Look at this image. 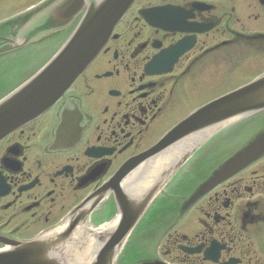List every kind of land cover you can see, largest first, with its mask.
Here are the masks:
<instances>
[{
    "label": "flooded vegetation",
    "instance_id": "obj_1",
    "mask_svg": "<svg viewBox=\"0 0 264 264\" xmlns=\"http://www.w3.org/2000/svg\"><path fill=\"white\" fill-rule=\"evenodd\" d=\"M56 1L0 3V51L8 41H28L0 53V90L10 78L22 82L76 29L83 13L33 37ZM262 73L264 0H135L54 106L0 140V239L31 241L80 208L77 226H115L146 204L115 264H264V154L210 183L264 132V114L151 154L196 109ZM242 127L254 133L237 145ZM165 158L149 185L148 171Z\"/></svg>",
    "mask_w": 264,
    "mask_h": 264
},
{
    "label": "water",
    "instance_id": "obj_2",
    "mask_svg": "<svg viewBox=\"0 0 264 264\" xmlns=\"http://www.w3.org/2000/svg\"><path fill=\"white\" fill-rule=\"evenodd\" d=\"M134 2L135 0H57L46 10L42 29L34 34V38L67 28L82 13L83 17L71 37L40 71L0 100V140L50 110L100 54ZM32 30L33 27L30 28ZM27 43L23 37L8 41V45L0 53L19 49ZM263 111L264 74L195 110L170 131L151 154L196 134H200L201 141V137L217 128ZM263 154L264 132L229 159L215 173L210 183L216 184L236 174ZM168 161L166 158L162 159L148 171L149 185L154 180L156 164L162 166ZM145 207L146 204L135 214L122 213L120 222L114 228L93 234L99 247L88 264H114ZM81 214V208L74 211L57 234L52 232L58 229L29 242L0 239L5 246L0 251V264H73L64 249L77 229Z\"/></svg>",
    "mask_w": 264,
    "mask_h": 264
},
{
    "label": "bare ground",
    "instance_id": "obj_3",
    "mask_svg": "<svg viewBox=\"0 0 264 264\" xmlns=\"http://www.w3.org/2000/svg\"><path fill=\"white\" fill-rule=\"evenodd\" d=\"M202 140L203 138L201 139V142ZM167 164L168 163L162 166L156 164L154 179ZM110 228H113V226H110ZM60 230L61 229H58L52 233L57 234ZM97 232L98 231H94L93 233L90 229L77 227L75 233L71 237V240L64 249L65 254L69 256L70 261L73 262V264H88L91 262L99 247V243L97 242L95 235H93Z\"/></svg>",
    "mask_w": 264,
    "mask_h": 264
},
{
    "label": "rangeland",
    "instance_id": "obj_4",
    "mask_svg": "<svg viewBox=\"0 0 264 264\" xmlns=\"http://www.w3.org/2000/svg\"><path fill=\"white\" fill-rule=\"evenodd\" d=\"M3 1L5 0H0V3H2ZM10 1H13V0H10ZM20 5H17L16 7H14L12 10L9 11V14L7 15V17H13L16 15V13L18 12V8H19ZM62 45V44H61ZM60 45V46H61ZM60 46H57L54 50L52 51H48L44 57L41 58L40 60V64L39 65H36V66H32L28 72H30L31 74L27 73L26 76H23L21 78V80L25 81L26 79H28L31 75H33L35 72H37V70L40 68V67H43V65L49 60L51 59V57L60 49ZM260 73V72H258ZM29 74V75H28ZM12 79L10 78V84L6 87H4L3 89L0 90V99L4 98L6 95H8L9 93H11L13 90H15L17 87H19L20 84L23 83L22 82H17L15 81L16 79H14V81H11ZM12 82V83H11ZM16 82V83H15ZM264 114V113H262ZM242 131H243V138L240 139L237 143V145L241 144L243 142V140L245 138H247L248 140L251 139L252 135H253V131L250 129V128H247L245 129L244 127H242ZM256 132V130H255ZM235 149H238V147H233V150L235 151ZM140 233V232H139ZM139 235L135 236L134 238L131 239V241L129 242V245L127 246V249H128V253H133L135 248H136V245H138V243H140V240H139ZM125 248L123 249L122 251V254L125 253Z\"/></svg>",
    "mask_w": 264,
    "mask_h": 264
}]
</instances>
